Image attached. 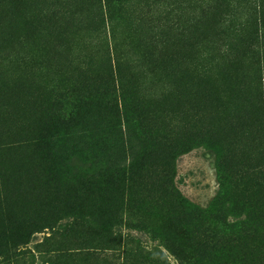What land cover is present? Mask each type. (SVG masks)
Here are the masks:
<instances>
[{"label": "rangeland", "instance_id": "rangeland-1", "mask_svg": "<svg viewBox=\"0 0 264 264\" xmlns=\"http://www.w3.org/2000/svg\"><path fill=\"white\" fill-rule=\"evenodd\" d=\"M158 2L166 5L165 12L172 8L176 14L172 19L177 25L158 31L167 39L165 44L154 42L157 47L154 53L165 57L174 52L175 56L173 63L151 68L139 64L137 52L141 48L138 51L131 48L134 42H129L136 38L127 20H119L118 16V20L116 17L106 20L101 29L102 39L90 38L85 30L72 32L71 14L85 20L94 10L89 0H0V178H10L12 187L41 178L37 153L32 152L29 138L45 115L41 109L43 100L55 96L56 105L60 103L69 111L73 96H62L66 87L93 86L104 90L105 81L101 77L105 70L90 63L104 66L112 50L120 52L125 60L121 67L123 85L134 86L136 92L144 88L136 94L150 121L164 130L174 150L170 161L157 152L146 163L145 171L123 184L121 223L117 228L139 237L149 247L162 250L159 232L172 226L185 228V240L191 239L187 241L189 245L203 238L196 216L205 208L212 218L203 224V229L214 233L220 230L216 218L219 206H212L218 193L223 201L233 202L228 213L250 210L264 213V79H261L264 49L263 53H250L245 39L231 35L227 39L218 32L219 27V31L223 29L221 22L214 24L207 20L203 24L198 18L199 8L191 1ZM169 2L173 4L168 6ZM144 5L132 4L128 10L136 16L141 15L142 7L147 12L154 6ZM62 11L70 14L66 13L68 17L63 19L68 21L66 31L73 39L72 51L47 52L43 41L62 34L52 30L51 24L56 18L61 19ZM154 15L149 20L152 24L159 20ZM168 17L165 25L171 23ZM30 24L34 26V35ZM115 41L120 45L115 44L113 49ZM259 81L263 84L259 85ZM71 161L72 167L81 164L74 158ZM169 181L179 196L176 201L180 207L168 198ZM35 194L36 191L30 190L22 198L16 196L15 203L20 208L12 214L5 211L0 221L12 216L25 223H36L48 214L56 224L71 220L68 214L52 208V198L42 205L43 198ZM180 213L188 215L190 221L179 224L168 221ZM49 231L40 228L30 233L24 246L77 247L78 243H89L70 236L46 241ZM263 246L264 221L257 241L245 240L238 247L243 258L234 249L226 264H247V253ZM189 252H182L176 261L163 250L173 264H199L189 258ZM30 264L47 263L35 256ZM86 264L97 263L91 260Z\"/></svg>", "mask_w": 264, "mask_h": 264}, {"label": "trees", "instance_id": "trees-1", "mask_svg": "<svg viewBox=\"0 0 264 264\" xmlns=\"http://www.w3.org/2000/svg\"><path fill=\"white\" fill-rule=\"evenodd\" d=\"M89 1L94 10L85 20L62 11L61 19L56 18L51 22L52 30L62 34L43 41L42 46L47 52L69 54L72 51L73 39L68 37V21L63 18L71 17L73 33L85 30L90 38L102 39L100 37L104 30L101 29L105 21L118 16L119 20H127L132 27L131 33L136 40L129 43L134 42L131 46L134 50L141 48L140 52L137 50L140 65L153 68L173 63L174 52L165 57L154 53L157 49L154 42L165 44L167 39L158 31L165 27L174 29L173 25H177V21L172 19L176 16L172 8L165 12L166 5L159 0ZM186 1L193 2L199 8L198 18L203 24L207 20H212L214 24L219 21L223 29L219 31V27L217 30L224 37H241L245 39L250 53H263L264 0ZM140 2L144 6L153 4V9L146 12L142 7L141 15L133 16L128 7L132 4L136 7ZM168 4L170 6L173 3ZM154 14L159 16L156 24L149 21ZM167 15L170 16V26L165 25L169 22ZM32 26L29 29L34 35ZM90 38L88 44L92 40ZM115 44L120 45L115 41L111 46L113 49ZM123 55L112 50V56L106 58L104 66L98 62L90 63L98 70H105L103 76H99L105 81L104 90L99 91L93 86H65V94L62 96H73L71 110L65 111L60 103L57 106L55 96L43 100L41 109L45 115L36 132L29 138L32 152L37 153L36 163L42 176L38 181L27 185L17 183L13 187L10 178H0V215L5 211L11 214L18 211L20 207L15 203L16 196L22 198L33 190L37 192L35 195L40 194L39 197L43 198L42 205H46L49 198H52V208L68 214L71 220L56 224L54 217L48 214L36 223H25L12 216L6 218L7 221H0V264H30L35 256L47 264H86L91 260L97 264H173L163 250L176 261L182 252L190 250L189 258H193L196 263L215 264L223 261L226 264L234 249L238 250V257L243 258V253L238 249L241 243L245 240L257 241L259 238L264 213L260 210L228 213L227 210L233 208V202L223 201L219 193L214 197L212 206H219L216 218L220 230L216 233L210 229L204 230L203 224L212 217L209 209L200 210L196 218L202 227L203 238L193 241L191 245L187 243L190 238L185 240L186 230L182 226H172L159 232L162 250L149 247L139 237L130 236L117 228L121 223L119 210L123 184L131 182L133 176L145 171L146 163L154 154L161 152L165 160L170 161L174 150L164 130H159L150 121L136 94L142 93L144 88L136 92L134 86L130 88L123 85ZM62 60L66 61V58ZM262 70L263 80L264 63ZM258 84L263 83L259 81ZM73 158L81 164L72 167ZM168 191V198L180 207L181 204L176 201L179 196L170 181ZM137 221L140 219L137 218ZM168 221L179 224L188 223L190 219L188 215L180 213ZM48 222H52L51 227L40 226ZM40 228L51 229L45 236L46 241L55 239L53 237L70 236L89 243H78L77 247L37 248L41 245L38 244L32 249L26 248L24 245L30 233ZM247 256V264H264V246L250 251Z\"/></svg>", "mask_w": 264, "mask_h": 264}]
</instances>
